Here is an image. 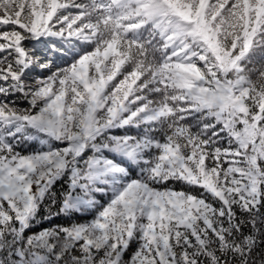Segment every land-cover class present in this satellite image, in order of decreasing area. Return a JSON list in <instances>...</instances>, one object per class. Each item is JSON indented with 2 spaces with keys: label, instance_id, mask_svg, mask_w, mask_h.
Instances as JSON below:
<instances>
[{
  "label": "snow or ice",
  "instance_id": "6c2138e0",
  "mask_svg": "<svg viewBox=\"0 0 264 264\" xmlns=\"http://www.w3.org/2000/svg\"><path fill=\"white\" fill-rule=\"evenodd\" d=\"M0 264H264V0H0Z\"/></svg>",
  "mask_w": 264,
  "mask_h": 264
},
{
  "label": "trees",
  "instance_id": "16d2710c",
  "mask_svg": "<svg viewBox=\"0 0 264 264\" xmlns=\"http://www.w3.org/2000/svg\"><path fill=\"white\" fill-rule=\"evenodd\" d=\"M57 47H59V44L57 43ZM53 59L57 62V63H62L63 61L61 60V58L59 57L58 54H53ZM38 147L37 144H33L31 142L29 143H25L24 145H22V150L23 151H32L34 148ZM180 186L177 185V188H179ZM91 217L88 216V215H83V216H80L78 217V219L80 221H83V220H86V219H90ZM56 222H63L62 220H58ZM44 226H47V224H45ZM132 248L134 249L135 248V244L132 245Z\"/></svg>",
  "mask_w": 264,
  "mask_h": 264
}]
</instances>
